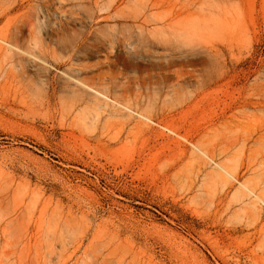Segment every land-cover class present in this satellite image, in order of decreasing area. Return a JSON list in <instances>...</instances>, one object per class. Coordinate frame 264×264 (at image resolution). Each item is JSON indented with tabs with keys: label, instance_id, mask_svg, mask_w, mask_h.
<instances>
[{
	"label": "rangeland",
	"instance_id": "1",
	"mask_svg": "<svg viewBox=\"0 0 264 264\" xmlns=\"http://www.w3.org/2000/svg\"><path fill=\"white\" fill-rule=\"evenodd\" d=\"M0 264H264V0H0Z\"/></svg>",
	"mask_w": 264,
	"mask_h": 264
},
{
	"label": "bare ground",
	"instance_id": "2",
	"mask_svg": "<svg viewBox=\"0 0 264 264\" xmlns=\"http://www.w3.org/2000/svg\"><path fill=\"white\" fill-rule=\"evenodd\" d=\"M2 40V39H1ZM7 42V41H6Z\"/></svg>",
	"mask_w": 264,
	"mask_h": 264
}]
</instances>
